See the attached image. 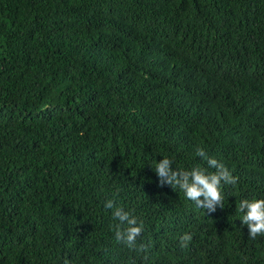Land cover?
Listing matches in <instances>:
<instances>
[{
	"label": "trees",
	"instance_id": "1",
	"mask_svg": "<svg viewBox=\"0 0 264 264\" xmlns=\"http://www.w3.org/2000/svg\"><path fill=\"white\" fill-rule=\"evenodd\" d=\"M197 148L238 178L214 212L154 171ZM259 198L264 0H0V264H264Z\"/></svg>",
	"mask_w": 264,
	"mask_h": 264
},
{
	"label": "clouds",
	"instance_id": "2",
	"mask_svg": "<svg viewBox=\"0 0 264 264\" xmlns=\"http://www.w3.org/2000/svg\"><path fill=\"white\" fill-rule=\"evenodd\" d=\"M196 155L206 161L207 168L174 169L173 161L164 157L157 161L154 171L159 177L161 186L166 183L173 189L178 188L184 193L186 199L194 202L196 207L214 212L217 205L224 206L222 188L226 185H236L238 178L223 163L214 157H209L203 148H197ZM209 169H214V171H209ZM104 207L112 209V217L118 221L111 225L115 240L126 244L131 249L144 251V245L137 248V238L141 235L143 221L138 222L135 216L122 207L116 206L112 200H107ZM237 208L239 212L243 213L240 219L243 224L248 226L249 237L255 239L257 236H264V198L243 199ZM191 240L190 234L182 235L180 237L181 247H187V243Z\"/></svg>",
	"mask_w": 264,
	"mask_h": 264
}]
</instances>
